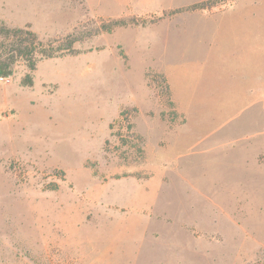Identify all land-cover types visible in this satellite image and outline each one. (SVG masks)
<instances>
[{"label":"rangeland","instance_id":"374dc122","mask_svg":"<svg viewBox=\"0 0 264 264\" xmlns=\"http://www.w3.org/2000/svg\"><path fill=\"white\" fill-rule=\"evenodd\" d=\"M199 1L0 0L42 41L139 20L0 79V264H264V104L214 41L264 0Z\"/></svg>","mask_w":264,"mask_h":264},{"label":"crops","instance_id":"0c3cea01","mask_svg":"<svg viewBox=\"0 0 264 264\" xmlns=\"http://www.w3.org/2000/svg\"><path fill=\"white\" fill-rule=\"evenodd\" d=\"M236 17L229 25H216L214 41L218 68L215 80L229 94L224 98V104L228 107L237 106L245 92L241 90V83L234 78L229 86L227 76L231 78L236 71L250 72L253 67V96L264 104V3L248 2L238 8Z\"/></svg>","mask_w":264,"mask_h":264},{"label":"trees","instance_id":"16d2710c","mask_svg":"<svg viewBox=\"0 0 264 264\" xmlns=\"http://www.w3.org/2000/svg\"><path fill=\"white\" fill-rule=\"evenodd\" d=\"M226 0H203L182 7L183 10L208 9ZM137 18H115L103 21L99 25L91 27L84 33L72 31L63 37L40 40L36 33L25 27H9L0 24V76L12 74V66L17 61H22L32 71L40 59L54 58L66 54H74L77 50L74 44L85 37H91L102 31H111L117 27L137 25ZM165 83V80H163ZM29 75L24 78L25 85L31 84Z\"/></svg>","mask_w":264,"mask_h":264},{"label":"built area","instance_id":"2783aa9c","mask_svg":"<svg viewBox=\"0 0 264 264\" xmlns=\"http://www.w3.org/2000/svg\"><path fill=\"white\" fill-rule=\"evenodd\" d=\"M4 76H0V79L3 80Z\"/></svg>","mask_w":264,"mask_h":264}]
</instances>
